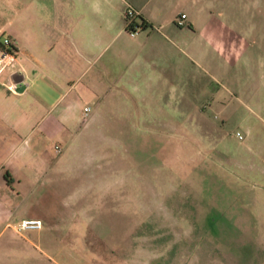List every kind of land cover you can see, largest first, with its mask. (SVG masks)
<instances>
[{"label": "crops", "instance_id": "0c3cea01", "mask_svg": "<svg viewBox=\"0 0 264 264\" xmlns=\"http://www.w3.org/2000/svg\"><path fill=\"white\" fill-rule=\"evenodd\" d=\"M225 3L0 0V257L23 254L30 244L39 247L26 234L43 228L18 230L22 219L40 216L29 210L24 215L14 214L2 191L27 184H42L47 189L46 184L54 183L61 171L63 143L71 148L90 126V107L83 118L87 98L114 95L112 101L118 98L115 102H123L122 97L130 95L135 103L156 102L158 95L187 87L189 74L184 68L192 59L201 63L208 78L231 98L245 93L252 100L246 105L254 125L262 129L260 134H253L254 125L247 127L251 142L243 153L253 161L243 165L233 158L245 176L246 197L229 202L228 214L219 218L233 229L217 234L212 241L194 226L179 229L175 216L152 217L155 225L149 242L144 243L149 248L136 246L133 264H144L140 255L147 249L155 258L166 254L164 264H264L263 0ZM128 6L136 11L130 22L143 18L149 25H135L137 30L131 33L124 13ZM188 6L193 9L191 15ZM182 12L185 23L179 27L175 16ZM186 24L198 31L192 54ZM175 37L181 41L176 42ZM5 38L12 51L3 54ZM14 81L23 88L18 89ZM109 99L102 98L101 103ZM221 99L219 96L214 104L227 105ZM32 141H50L51 145L39 153L31 146ZM56 144L60 151L55 150ZM36 157L38 164L31 165ZM40 214L48 220L47 228L52 229L56 222L51 216H57L58 222L64 220L62 225L71 230L72 209L63 216L50 208L47 214Z\"/></svg>", "mask_w": 264, "mask_h": 264}, {"label": "rangeland", "instance_id": "374dc122", "mask_svg": "<svg viewBox=\"0 0 264 264\" xmlns=\"http://www.w3.org/2000/svg\"><path fill=\"white\" fill-rule=\"evenodd\" d=\"M186 8L191 15L193 9ZM186 27L192 54L198 31ZM184 69L187 87L158 95L156 102L135 103L130 95L123 102L112 101L114 95L87 98L90 126L71 148L63 143L54 183L2 191L14 214L37 212L43 228L26 234L39 247L30 244L23 254L4 255L0 264H133L136 246L149 248L144 243L155 225L152 217L175 216L179 229L194 226L207 241L233 229L219 217L228 214L232 199L246 197L245 176L233 158L243 165L253 161L243 153L251 142L247 127L255 124L246 105L252 100L245 93L236 99L224 93L198 61L190 59ZM219 96L224 107L214 104ZM102 98L110 99L101 103ZM261 129L254 125L253 134ZM30 144L41 153L51 142ZM38 162L33 158L31 165ZM49 208L62 216L72 209L71 230L57 216L47 228L40 213ZM165 257L155 258L148 249L140 255L144 264H164Z\"/></svg>", "mask_w": 264, "mask_h": 264}, {"label": "built area", "instance_id": "2783aa9c", "mask_svg": "<svg viewBox=\"0 0 264 264\" xmlns=\"http://www.w3.org/2000/svg\"><path fill=\"white\" fill-rule=\"evenodd\" d=\"M125 16L127 19H129V23L132 20L133 17L136 15V11L132 6H128L125 9ZM185 16L186 14L184 12L180 13L179 18H177L176 23L179 25H183L185 23ZM137 29H131L130 32L134 33L136 32ZM3 44L5 45L6 48L1 49V52L3 54L8 52V44H9V39L5 38L3 41ZM89 111V106L84 107L83 111V118H85L88 114ZM237 134L240 135V133L237 131ZM55 150L60 151V146L58 144L55 145ZM42 226V221L39 218H24L20 221V223L17 226L18 230H23V229H29V228H40Z\"/></svg>", "mask_w": 264, "mask_h": 264}, {"label": "trees", "instance_id": "16d2710c", "mask_svg": "<svg viewBox=\"0 0 264 264\" xmlns=\"http://www.w3.org/2000/svg\"><path fill=\"white\" fill-rule=\"evenodd\" d=\"M135 25H138V26H140L141 28H145V27H147L148 25H149V23L145 20V19H143V18H141L140 20H139V22L137 21H132V22H130L129 24H128V26H127V29L128 30H131V29H133V27L135 26ZM9 52L10 51H12V47H10L9 49Z\"/></svg>", "mask_w": 264, "mask_h": 264}, {"label": "water", "instance_id": "95a60500", "mask_svg": "<svg viewBox=\"0 0 264 264\" xmlns=\"http://www.w3.org/2000/svg\"><path fill=\"white\" fill-rule=\"evenodd\" d=\"M18 89H20L21 90V88H23V85H16V82L14 81V83H13Z\"/></svg>", "mask_w": 264, "mask_h": 264}]
</instances>
